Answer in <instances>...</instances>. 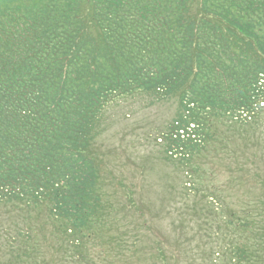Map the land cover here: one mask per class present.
I'll list each match as a JSON object with an SVG mask.
<instances>
[{"label":"trees","instance_id":"16d2710c","mask_svg":"<svg viewBox=\"0 0 264 264\" xmlns=\"http://www.w3.org/2000/svg\"><path fill=\"white\" fill-rule=\"evenodd\" d=\"M138 92L178 98L162 137L186 200L214 120L264 113V0H0V264H264V171L230 172L228 192L262 190L238 209L224 189L184 201L157 251L130 228L101 245L120 219L92 148L105 107Z\"/></svg>","mask_w":264,"mask_h":264},{"label":"rangeland","instance_id":"374dc122","mask_svg":"<svg viewBox=\"0 0 264 264\" xmlns=\"http://www.w3.org/2000/svg\"><path fill=\"white\" fill-rule=\"evenodd\" d=\"M178 110V98L154 100L144 92L117 98L105 107L92 152L98 157L103 181L112 194V215H117L120 222L109 226V235L99 237L100 242L105 238L101 245L111 243V235L130 228L139 231L148 251H157V239L170 235L173 242L176 240L184 201L191 206L202 205L203 192L224 189L223 195L238 209L244 201L262 193L260 188L251 191L249 185L228 191L230 172L234 173V181L248 176L250 182L256 183L258 171H264V113L249 126L226 118L214 120L216 139L198 160L207 172V180L198 186L199 190L190 191L188 199H183L181 165L166 155L162 137ZM221 143H228L232 158L223 157ZM119 192L132 193L135 208L123 207L125 199L116 196ZM190 218L185 223L194 233L199 226L198 217ZM137 259L134 258L135 264Z\"/></svg>","mask_w":264,"mask_h":264}]
</instances>
